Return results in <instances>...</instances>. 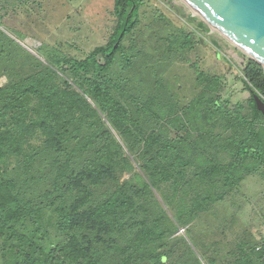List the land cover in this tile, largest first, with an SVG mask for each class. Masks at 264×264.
Returning <instances> with one entry per match:
<instances>
[{
	"label": "trees",
	"instance_id": "trees-1",
	"mask_svg": "<svg viewBox=\"0 0 264 264\" xmlns=\"http://www.w3.org/2000/svg\"><path fill=\"white\" fill-rule=\"evenodd\" d=\"M145 2L115 0L108 41L84 58L42 44L28 70L0 30V264H214L187 235L264 164V68H241L248 107L198 69L182 100L136 41ZM194 35H169L166 52ZM228 255L264 264V242Z\"/></svg>",
	"mask_w": 264,
	"mask_h": 264
},
{
	"label": "rangeland",
	"instance_id": "rangeland-1",
	"mask_svg": "<svg viewBox=\"0 0 264 264\" xmlns=\"http://www.w3.org/2000/svg\"><path fill=\"white\" fill-rule=\"evenodd\" d=\"M145 1L136 41L141 48L145 47L143 51L149 54L146 59L151 66L160 73L168 72L182 100L193 96L198 69L224 76L223 96L230 97L232 104L241 102L248 107L249 92L239 77L250 56L182 0ZM114 3L115 0H0V30L10 39L9 47L18 69L34 68L32 55L44 61L38 53L42 44L69 56L84 58L108 41L116 24ZM200 22L207 29L200 28ZM181 30L195 31V47L180 51L175 45L168 54L167 37ZM7 82L8 75L2 72L0 85ZM185 234L182 228L176 235ZM187 237L192 247L213 259L214 264H226L231 258L228 253L238 252L241 243L261 245L264 242V164L227 194L209 215L202 214ZM179 264L199 263L189 253Z\"/></svg>",
	"mask_w": 264,
	"mask_h": 264
},
{
	"label": "water",
	"instance_id": "water-1",
	"mask_svg": "<svg viewBox=\"0 0 264 264\" xmlns=\"http://www.w3.org/2000/svg\"><path fill=\"white\" fill-rule=\"evenodd\" d=\"M264 68V0H182ZM264 114V100L254 95Z\"/></svg>",
	"mask_w": 264,
	"mask_h": 264
},
{
	"label": "bare ground",
	"instance_id": "bare-ground-1",
	"mask_svg": "<svg viewBox=\"0 0 264 264\" xmlns=\"http://www.w3.org/2000/svg\"><path fill=\"white\" fill-rule=\"evenodd\" d=\"M195 11V10H194ZM196 12V11H195ZM198 15H199V13L198 12H196ZM199 16H201V15H199ZM202 17V16H201ZM203 18V17H202ZM211 27H213V28H215L214 26H211ZM216 29V28H215ZM231 41V40H230Z\"/></svg>",
	"mask_w": 264,
	"mask_h": 264
},
{
	"label": "built area",
	"instance_id": "built-area-1",
	"mask_svg": "<svg viewBox=\"0 0 264 264\" xmlns=\"http://www.w3.org/2000/svg\"><path fill=\"white\" fill-rule=\"evenodd\" d=\"M261 249H262V246H258V247H257V250H261Z\"/></svg>",
	"mask_w": 264,
	"mask_h": 264
}]
</instances>
